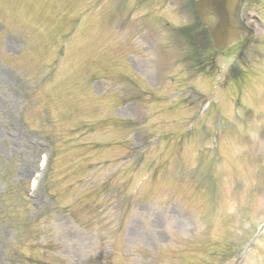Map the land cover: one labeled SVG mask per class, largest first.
Masks as SVG:
<instances>
[{
    "label": "rangeland",
    "instance_id": "374dc122",
    "mask_svg": "<svg viewBox=\"0 0 264 264\" xmlns=\"http://www.w3.org/2000/svg\"><path fill=\"white\" fill-rule=\"evenodd\" d=\"M141 1L126 31L109 0H0V264H264V0L225 53L169 38L195 0ZM43 151L61 210L25 197Z\"/></svg>",
    "mask_w": 264,
    "mask_h": 264
},
{
    "label": "water",
    "instance_id": "95a60500",
    "mask_svg": "<svg viewBox=\"0 0 264 264\" xmlns=\"http://www.w3.org/2000/svg\"><path fill=\"white\" fill-rule=\"evenodd\" d=\"M241 0H197L199 16L208 27L216 49L223 51L241 40L250 37L238 22L237 11Z\"/></svg>",
    "mask_w": 264,
    "mask_h": 264
}]
</instances>
